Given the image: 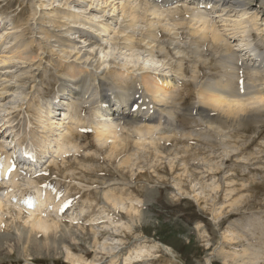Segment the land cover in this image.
I'll list each match as a JSON object with an SVG mask.
<instances>
[{"label":"rangeland","instance_id":"1","mask_svg":"<svg viewBox=\"0 0 264 264\" xmlns=\"http://www.w3.org/2000/svg\"><path fill=\"white\" fill-rule=\"evenodd\" d=\"M39 1H43L45 4L50 2V0H0V14L8 16L9 21H12L8 24L7 28L11 29L13 25H17L20 27L18 32L24 33L21 41H19L20 43L13 41L12 45L9 44L10 46L2 45L0 47V60L8 55V57L15 56L17 58L15 61L19 64L27 62V64H32L34 67L41 64L40 71L42 72V76L38 82H47L46 79L47 76H49L51 80L48 84H46V89H49V86H59V84H57V81L59 80L57 79L58 77H54L52 73L56 75L57 72H59L62 76L67 78H71L74 73L73 60L66 63L65 60H62L58 56L59 52L57 51L60 49L59 45L57 43L52 44V46L55 45L54 50L57 53L55 54L50 51L52 47L50 45L45 46L43 42L45 32L51 30V28H48V17H54L55 15L58 17L70 15V10L62 7L59 8L58 5L61 6L60 3L64 2V0H61V2L57 0V3H54L51 7L53 11L40 12V9L35 19H33L31 18L32 10L34 9L33 2ZM139 1L141 0H138L137 2ZM119 3L121 2L119 1ZM180 7L184 8V6ZM143 8H145V5H143L142 8H139L138 5L134 11L138 23L137 28L135 29V35L132 39L137 42V39L140 38L139 35L146 33L149 30V25L152 24L155 28H151V30L155 31L158 39L160 37L161 41H173L175 43L178 42L179 45L181 44L180 46L185 51V61L183 62V66L185 67L183 68L185 71L178 72L181 76L178 77L176 75L178 82L170 85L169 95L167 94L169 99L173 97L169 100L170 106L179 107L178 103H181L179 108L180 111L177 112V118L170 116L169 118L175 124L177 123L179 127H182V136H180L179 133L174 132V134L171 135L167 134V137L164 139H159L160 136L158 134H153L152 138H148L147 135H138L132 131L128 133L131 140V148L130 150L128 149L126 153L122 154V157L120 156L122 159L119 157V161L127 158L131 159L130 170H132V173L134 172L126 179L119 176L120 180L122 182L128 180L129 183H132L133 181L134 184L136 183L135 188H137V186L141 188L140 193L137 191L133 192L134 198H139V201H136L138 204L136 202L134 204H137L140 209V213L135 216L134 226L131 231L126 230V232H129L127 236L123 233H119L112 238L102 233L100 236L104 238L99 242L98 247H93L94 243H92L93 239L90 234L91 228L94 227L93 229L95 232L101 233L102 230H107L109 228L107 222L104 220H95L98 210H96L95 215L91 214V208L94 206L95 202L90 203L85 200L83 201L81 199L82 195H80L77 200L78 192L74 190L77 185L76 181H66L63 178V175H60L57 171L55 172L52 170L54 174L58 175V177L52 179V183L48 181L46 185L41 188L42 190L39 191L37 189L36 193L38 196L45 198V208L43 209V213L35 212V215H40L43 220H48L49 223L51 221V223L56 224L58 229L60 228L59 230L61 231L62 229L65 231L71 230L73 232V239H76L75 244L68 242L67 244L59 245L58 247L60 248V251L62 250V255L60 257H52L51 254L47 253H33L31 255L38 258V260H30L31 258L23 260L19 258L21 255L16 253L13 255H3L1 257L0 264H4V262H6V264H13L15 261L20 262L18 264H30L27 263L29 261L43 264H70L67 259V251L71 252L76 257H79L80 253L78 250L81 249L84 252L85 247L88 251L94 249L99 255L98 260H100V252H103L104 254L119 252L121 256L120 259L123 260V258H125L134 247L139 248L141 244L151 246L156 243L165 244V246L170 247L173 251H175L176 253H174L177 257V264H223L224 261L222 258L220 259L219 254L217 253H219L221 248L223 249L224 245V249L226 248L232 250L233 248H238L237 251H241L250 248L251 244L255 246V240H257V238L258 242L264 240V236L262 234L255 233L250 230L253 228L251 227L252 223L257 219L264 220V125H258L256 123L259 120V116L264 113V102L259 99L260 94L258 93L264 84V76L263 74H258L253 76V78L249 77L247 70L244 68L246 63H250L244 57V54L248 52L246 51L247 48H253V50H256L258 53H264V45L262 43L264 42V28L261 27L262 21L257 22L254 18V13H250L238 21L234 18H232V20L227 19L229 22L211 19V24L209 26L214 24V27H207L208 30L204 31V26H202L199 20H196L192 14H188L187 16L178 14L174 17L172 14L165 13L164 16L156 18V16H150L149 13L143 10ZM160 9L161 12L166 11L163 7ZM72 10L73 9H71V11ZM50 12L53 14L49 15ZM120 21L122 23L125 22L123 19ZM57 25L58 24H55L56 27ZM168 28L173 29L174 33L173 31L169 33L167 30ZM213 30L216 34H219L222 37L223 48L218 50H215L212 43L202 42L204 40V36L202 34L207 33L206 35L211 38L210 35ZM8 31H10L9 33L17 32V30ZM78 32L74 35L75 37L81 35V33ZM194 32H196V34ZM113 33L119 36L117 31L112 32L111 35H114ZM49 34H52V32H49ZM126 37L127 35L125 34L120 38L119 42L122 46L124 44L123 38ZM147 42L148 40L143 43V48L139 50H145L148 48L145 46V43L147 45ZM13 45L16 49L8 52L9 47ZM43 47H45L46 50L45 54L41 56L43 53L42 51H44L42 50L44 49ZM190 48L196 50L198 54L189 53ZM208 48L214 53L213 56L206 54L208 52ZM154 50H156V48ZM156 53L158 59L165 58L166 62H175V59H168L163 54H160L159 52ZM21 54L23 55L20 58ZM174 64L176 65V63ZM226 67L228 68L226 69ZM26 68L27 67L24 69ZM114 68L115 67H111L113 70L106 74V77L109 79V83H111L108 88H113L112 84L116 86L122 85L126 80L122 74L117 72L115 73ZM78 70V68L75 69L76 72H78ZM81 70L82 69H80V71ZM40 71L38 73L39 76ZM137 72H140V75H142V79L140 80L141 85L139 87L142 88V90L148 94L149 97H151V93L149 91L156 90L157 87L156 81L154 80V71L147 70L144 72L139 70ZM142 73H145V75ZM140 75L137 77L138 79L140 78ZM223 76H227L233 83L228 88L226 87V90L229 92L228 94L237 93L236 96L228 97L229 95H226V97H228L226 100L233 104V106L239 104L240 106H244L247 111H251V113L246 115L243 114V124H238L240 118L238 116L235 117L233 122L234 124L237 123L238 126H232V124L228 126V122H223L226 121L225 117H228L230 114L226 113L224 110H214L213 102L210 100V97L216 93L212 89L216 88L218 81H221ZM153 83H155V88L152 89L154 86L148 87V85H153ZM32 87H34V85H28L26 92L22 91L21 101L20 96L18 95V101H16L14 97H8L0 102V105H3L5 108H9H0V131H4L3 135H0V147L4 146L6 148L5 152L10 151L11 148L18 142L24 141L25 146H28L31 143L34 148L44 151L41 147L44 145V137H46V134L40 135L39 131L44 132L43 128L47 127L45 131L52 134V130L57 127L56 124H54V121L45 122V115H43V117L39 116L41 102L44 99L53 98L56 95L57 87H53L47 97L46 94L42 93L39 95L37 93L40 91V84L38 86L35 85L34 89ZM35 90H37V92H35ZM134 95L138 98L146 100L139 92L134 93ZM17 103H19L20 107L15 109L14 106L16 105L14 104ZM84 106L85 109L82 115L89 116L91 113V107H88L87 105ZM197 108H205L211 111L214 110V115L216 114V116L222 119V121L220 120L221 129L216 131L211 128V126L207 125L205 121L200 119V117L196 115L198 111ZM145 110L148 109L146 108ZM8 114L12 115L8 116ZM231 116H234V114H231ZM262 119L263 118L260 117V120ZM8 121L10 122L9 125H13L15 127V133L13 135H10L11 129L2 130L4 124ZM7 126L8 124L5 125V127ZM78 126L80 125L77 122H72L69 125L67 123L66 126L64 125V129L71 128L76 133H83L81 129L77 128ZM132 126L137 127L140 125L134 124ZM34 127L37 128L34 130ZM84 128L89 130L88 140L93 142V144L100 149V152L97 153L95 150L96 147H88L87 144L85 147L84 145H79L77 143L69 144L63 141L61 136L55 137L54 135L51 139L55 141V145H58V147L54 149L55 151L50 155H53L55 161L59 163V166L63 169H81L78 165L79 162L76 160L73 161L74 159H72L73 155H77L80 156V165H90L93 167L101 166V168L106 170V173H108V171L113 173L115 170H119L121 166L118 165V163L120 164L121 161L115 163L114 165H109L108 163H103L102 161L96 163L95 165L90 164V158L92 159L93 156H101L102 160L109 161L107 157L109 150L107 149L112 146L113 142L116 143V140L111 139L105 144L103 142L98 143L94 128L92 129L88 122L84 123ZM172 129H174V127ZM215 131L218 132L216 133L217 135L222 136L221 139H218L217 135H215ZM260 131H263L261 136L260 134L258 135ZM122 135L123 132L117 133V139L122 140ZM81 136L84 137V140L86 139V134ZM258 136L260 137L258 138ZM111 138H114V136ZM153 138L155 141H167V139H170L172 142H159L160 144H164L165 147V149L163 146L160 147L162 155H159V158L164 159H162L163 161L161 160L162 162L160 161L161 164L158 166L159 169H151L157 161L156 157L158 155L156 151L154 152L152 146L148 145L149 149H147L146 152L142 147H139L144 144L145 141H148L149 139L152 140ZM121 144H123V142H121ZM65 152L66 154H64ZM128 153L130 157H128ZM185 156H187V162L182 161ZM46 160L47 158H44V161ZM51 161L52 159L45 164L43 169L39 170H46L49 168ZM112 161L114 162V160ZM65 162L67 163L66 167L63 166V163ZM134 162L136 164H134ZM170 164H173L174 169L170 168ZM141 167H145V169L142 170ZM39 170L36 171L38 172ZM30 171L31 174L36 172L33 169H30ZM120 171L122 173L125 172L126 174L128 172L126 167L124 169L122 168ZM208 171L211 173H208ZM140 174H143L141 175L142 177L137 178L138 180L142 179V181L135 182V177L140 176ZM66 177L68 178L69 175ZM73 177L74 175L72 178ZM83 177L87 180V182L95 180L92 177ZM76 179L78 181L81 180L80 177H77ZM108 180H112L108 175L106 178L100 177L98 181L95 180V182H100V184H102L99 186L100 189L98 190L99 193L97 195L101 198V201L97 204L99 205V211L104 217L108 215L106 211L108 205L106 199H104V194L107 192L109 193L114 189H116L117 192L118 189L124 188V185H122L121 182L117 184L112 182L119 180L116 179V177L113 178L112 181ZM32 181L37 180L29 177L28 179H25L24 182H20L22 184V188L14 191L12 201L11 199L6 200L3 198L6 207L3 210L4 214H2L3 211H0L2 214H0V217L2 216L0 219L1 221L4 220L3 222L7 225L8 233L4 238L0 236L1 239L9 237L12 231L16 234H11L13 236L12 239L15 240L18 235H23L24 239V232L27 233L26 230H24V227L26 226V229L31 227L29 224L30 215L21 212L19 209H22L23 207L26 208L27 205L21 201H30V198L32 197V194H29ZM256 185L261 186L255 188ZM182 190L190 194L186 195ZM204 192L205 195L203 194ZM0 193H4V190H1ZM6 193L7 192H5V196L8 197ZM91 193L93 192H90L89 194ZM194 195L198 197L199 204L194 199ZM249 198L251 201L244 207L243 210V204H245ZM128 206H130V203L125 202V204H122L120 207L125 209ZM261 208H263V210H261ZM243 212L246 214H241L240 216L239 214ZM19 213H21V216ZM18 216V221L14 220ZM118 216L119 226L123 225V222L127 223L125 211L120 209ZM83 230L89 234L84 235L85 232H83ZM234 230L237 233L242 234L240 237L238 236L236 238L243 241L241 244L237 243L234 246H229L223 237L228 231ZM121 232H123V229ZM61 234H58V237L61 236ZM227 235L229 234L227 233ZM243 236H247L249 240L246 241L245 239L244 241ZM43 238L44 237L42 236V239H36L31 235L29 237V239L39 241L41 243L46 241L45 238ZM250 238L253 241H251ZM47 242L48 241H46V243ZM250 242L255 243L249 244ZM50 244H52V242H50ZM88 251L84 252L83 255L88 257L90 255V252ZM263 253L264 247L260 258V264H264ZM94 257L95 253H91L89 260H93ZM152 262H155V260L151 259L150 264Z\"/></svg>","mask_w":264,"mask_h":264},{"label":"bare ground","instance_id":"2","mask_svg":"<svg viewBox=\"0 0 264 264\" xmlns=\"http://www.w3.org/2000/svg\"><path fill=\"white\" fill-rule=\"evenodd\" d=\"M119 1L121 3H119ZM137 1L138 0H64V2L60 3L61 6L58 5L59 8L60 7L67 8L70 11L71 9H73L72 15L76 16L77 19L73 18L72 15H64L62 17H58L57 15H55L54 16L55 18L51 16L52 19L54 20H52L51 17H48L47 19L48 28H51V30L46 31L44 34L45 37L43 42L45 46L50 45L52 47L50 50L51 53L57 54L56 51L54 50L55 45L52 46L53 43H57L60 48L59 51H57L59 52L58 56L62 60H65V62H69L73 60V62L77 63L79 67H82V70L80 71V74L75 75L74 77L75 79L74 78L66 79L62 76L61 77L58 76L57 78L59 79L57 81V84H59L58 95L62 94L65 97V98L64 97L61 98V100L63 99V102L62 103L59 102L58 105H55L53 100H48L42 104L41 109L47 111V116L49 117L48 118L49 120L53 119L52 118L53 116H50V114L54 112L58 113L59 110H62L63 117L66 119V121L69 120L71 122L73 121L77 122L80 125L77 127L79 129H83L84 123L88 122L89 125L92 127V129L94 128L96 132V140L98 143L103 142L105 144L109 142L111 139L116 140V143L111 142L112 146L108 147L107 149L109 151L107 153L108 156L107 155L106 156L108 157L109 161L102 160L101 156H93L92 159L90 158L91 161L90 164L95 165L96 163L102 161L103 163L114 165L115 163L121 161L120 164L118 163V165L121 166L120 169L115 170L113 173H110V171L106 173V170L101 168V166L93 167L90 165L89 166L80 165L81 163L79 161L80 156L77 155H73L72 159H74L73 161L76 160L79 162L78 165L81 169L76 167H75L76 169L73 168L63 169L61 166H59L58 169L55 167V165L53 166L60 175L64 176L63 178L66 181L77 182V185L75 186L74 190L78 192V197L82 195L81 199L83 201L85 200L86 202H90V203L95 202L94 206H92L91 208L92 215H95L96 210H98V213L95 216V220L96 221L104 220L108 224L109 228L107 230H102L101 233L95 232L93 229L94 227L91 228L90 234L93 239L92 243H94L93 247L94 246L98 247L99 242L104 238L100 236L102 233L112 238L119 233L121 234L123 233L125 236H127L129 232H126V230L131 231L132 227L135 224V216H137L140 213L139 212L140 209L137 206L138 203L136 202L139 198L137 199L134 198L133 192L137 191L138 193H140L141 188H139L138 186L137 188H135L136 183L134 184L133 181L132 183H129L128 180H125L128 176L130 177L134 173V172L132 173V170H130L131 159L127 158L119 161V157L122 154L126 153L128 149L130 150L131 148V140L128 136V133L133 131L138 135H144V136L147 135L148 138H152L153 134L156 135L158 134L160 136L159 139H164L165 137H167L166 136L167 134L171 135L174 134V132L179 133L180 136H182L181 135L182 127H179L177 123L175 124L169 118V116L177 118V112L180 111L179 108L181 103H178L179 107L170 106L169 100H171L173 97L169 99L168 93H169L170 85L172 83H177L178 82L177 76L178 77L181 76L178 74V72L185 71L184 69L185 67L183 66V62L185 61L184 58L185 51L180 46L181 44L180 45L178 44V42L177 43L173 41L164 42L161 41L160 37L158 39V37L155 34V31L151 30V28H155L152 26V24L149 25V30L146 33L139 35L140 38L137 39V42L134 39H132V37L135 35V31H136L135 29L137 28V23H138L137 17L134 14L136 7L139 5V8H142L143 5H145V8H143V10L149 13L150 16H156V18L164 16L165 13L172 14L174 17H176L178 14L185 16H187L188 14L190 15L192 14L194 18L196 20H199L201 25L204 26L205 29L202 28L204 31L208 30L207 27L210 28L214 27L213 26L214 24L212 26H209L211 24L210 22L211 19L213 20L218 19L222 22H227L228 21L227 19L232 20V18H234L236 19V21H238L239 19L244 18L250 13H254L255 14L254 18L257 20V22L262 21L261 27L264 28V0H258V1L256 0H141L139 2ZM39 2H33L34 9L32 10V14H31V18L33 19H35L40 9H41L40 12L53 11L51 7L54 5V3H57V0H50L48 4H45V2L43 1H39ZM59 2H61V0H59ZM180 6H184V8H181ZM188 6L193 8H189ZM161 7H163V9H166V11L161 12L160 9ZM47 8H50L51 10ZM51 14L53 13L50 12L49 15ZM8 19H9L8 17H3V15L0 14V21L1 23H4V26L7 25ZM57 19L61 21H58ZM121 19H123L125 22L122 23L120 21ZM55 24H58L57 27L55 26ZM19 29L20 27L17 25H13L11 29L2 28L0 30V45L2 43L5 45H9V44L12 45L13 41H15L16 43H20L19 41H21L22 36H24V33L18 32ZM8 30L11 31L17 30V32L9 33L10 31ZM90 30H93V32L90 33L89 32ZM167 30L169 33L173 31V29H169V28ZM214 30L210 35L211 38L208 37L206 33V34H202L204 36L203 38L204 40L203 39L201 40H203L202 42L204 43H212L215 50H218L220 48H223L222 37L219 34H216ZM74 31L76 32L79 31L78 33H81V35L75 37L74 35L76 34V32ZM115 31H117V33L121 37L124 36L125 34L127 35L126 38H123L124 39L123 46L119 42L121 37L115 35L114 33H113L114 35H111L112 32ZM49 32H52V34H49ZM194 33L196 34V32ZM8 40H10L11 42H7ZM146 40H148V42L147 45L145 43V46H147L148 48H146L145 50H139L143 48L144 46L143 43L146 42ZM262 43L264 45V42ZM43 48L44 49L42 50L44 51H42L43 53L41 54V56L45 54L46 48L45 47ZM155 48L156 50H154ZM9 49L8 52H11V49L12 51H14L16 47L14 48V46H12L9 47ZM228 50L230 51L229 48ZM146 51H147V55H146ZM189 51H188L189 53L198 54V52L192 48H190ZM246 51L248 52L244 54V57L250 63L248 64L246 63L244 65V68L247 70L248 76L252 78L253 76L258 74L260 75L263 74L264 76V53L262 52L258 53L256 50H253V48H247ZM156 52L163 54L168 59H175V62L173 63H169L168 61L166 62L165 58L158 59L157 58L158 56H156L157 54ZM206 54H209V56L210 55L213 56L214 53L212 52L211 49L208 48V52ZM22 55L23 54L20 55V58L22 57ZM15 59H17L15 56L8 57L7 55V57H3V59L0 60V102H2L3 99H7L8 97H14V99L18 101L19 100L18 95L20 96V101H21L22 91L26 92L28 85L31 84L34 85L33 88H35V84L39 78L38 73L40 71L41 64L34 67L32 64H27V62L20 64L16 63ZM174 63H176V65ZM25 67L27 68L24 69ZM111 67H115L114 68L115 73L116 72L120 73L124 78H127V80H125V83L124 84L121 83L122 85H119L117 89L114 87L108 88V86H110V83L106 78V74L113 70L111 69ZM227 68L228 67H226V69ZM139 70L144 72L147 70L154 71V75H155L154 80L156 81L157 87L156 90L149 91L152 94L151 97H149L142 90V88L139 87L141 85L140 80L142 79V75H140V72H137ZM142 74L145 75V73ZM139 75L140 78L138 79L137 77ZM232 84L233 83L227 76H223L222 80L218 81L216 88L212 89L216 93L210 97V100L211 102H213L214 110L216 111L224 110L226 111V113L230 114L228 115V117H225L226 121L223 122H228V126L230 124H232V126H238V124L244 123V121L242 120L243 114L246 115L248 113H251V111H247L244 108V106H240L239 104L233 106V104H231L226 100L230 96L237 95V93L228 94L229 92L226 90V87L228 88ZM38 85L39 84H37V86ZM150 86L151 87L154 86L152 87V89L155 88V83H153V85H148V87ZM136 92H139L142 95V97L145 98L146 100H143L142 98H138L137 96H135L134 93ZM146 92L148 93L147 90ZM258 93L260 94L259 99H261L264 102V84L262 85V89H260ZM226 95L229 96L226 97ZM82 104H90V107L92 106L91 114L89 116L82 115L84 111L82 108H80ZM14 105H16L14 106L15 109L20 107L19 103ZM56 106L57 108H55ZM73 107L76 108L75 113L72 112ZM0 108L9 109V108H5L3 105H0ZM146 108L148 110H145ZM197 109L198 111L196 115L199 116L200 119L205 121L207 125L211 126V128L215 129L216 131L221 129L220 120L222 121V119L216 116V114L214 115V110L211 111L205 108H197ZM231 114H234V116H231ZM236 116L240 118L238 124L237 123L234 124L233 122ZM260 117L263 119L260 120ZM44 121L49 122L46 120ZM256 123L258 125H264V113H262L261 116H259V120ZM134 124H139L140 126L137 127L132 126ZM173 127L174 129H172ZM46 128H43L44 131L46 130ZM57 128L58 130L55 129L54 132L62 133V136H64L66 142L69 144L77 143L79 145H84V147L87 144L88 147H92V148L96 147L93 144V142L88 140L89 133L86 129L83 130V133L81 134L76 133L73 130L71 131L66 130V133L63 134L64 132H61L62 127L61 125H59V123L57 124ZM216 131H215V135H217L216 133H218ZM119 132H123L121 138L122 140L117 139L116 134ZM262 133L263 131H260L258 135L260 134L261 136ZM85 134H86V139L84 140L83 139L84 137L81 135H85ZM112 136H114V138H111ZM260 136H258V138ZM217 137L218 139L222 138L221 135H217ZM121 142H123V144H121ZM159 142L172 143L170 139H167V141H162V140L155 141L153 138L152 140L149 139L148 141H145L144 144L140 146L138 145L139 147H142L145 150V152L147 151V149H149L148 145H150L152 146L154 152L156 151L158 153L156 157L157 161L156 162L154 161L155 164L151 167V169H159L158 166L163 161L162 159H164V158L161 159L159 158L160 157L159 155H162L160 151V147L161 146L164 147V144H160ZM47 148H50L51 151L52 149L54 150V146L52 145L48 146ZM95 150L97 151V153L100 152V149L98 147H96ZM49 152L50 150L46 149V151L43 152L44 155V156L42 155L43 157L32 156L31 162L33 163V165H39L40 161H42V158L48 157L47 154ZM64 154H66V152ZM128 157H130V155ZM51 158L52 157H50V159ZM112 160H114V162ZM187 160H188L187 156H185V158L182 159L183 162H187ZM4 162L5 164L2 165V177L5 175V173L9 172V175H11L10 183L13 188H16L17 176L13 168L14 162L11 163L9 162L6 163V161ZM67 163L66 162L63 163V166L66 167ZM134 164L136 163L134 162ZM125 167L128 170L127 174L125 172L122 173L120 171L122 168L124 169ZM170 168L174 169L173 164H170ZM141 169L143 170L145 169V167L143 168L141 167ZM208 173L211 172L208 171ZM67 175H69L68 178L66 177ZM73 175L74 177L72 178ZM107 175L112 180L115 177L116 179H119L115 181L112 180H108V181H112L114 184L121 182L122 185H124V188L118 189L117 192L116 189H114L109 193L107 192L104 194V199H106L108 205V208L106 210L108 215L104 217L103 214L99 211V205L97 204L101 201V198H99L97 195L99 193L98 190L100 189L99 186H101L102 184H100V182L98 183L95 182V180L98 181L100 177L106 178ZM141 175L143 174H140V176L135 175L136 177L134 181L135 182L142 181V179L138 180L137 178V177H142ZM83 176H86L87 178L92 177L95 180L87 182V180L84 179ZM119 176L125 178L124 179L125 182H122ZM77 177H80L81 180L78 181L76 179ZM36 184H42V182H38ZM260 186L261 185H256L255 188H258ZM90 192L93 193L89 194ZM183 192H185L186 195L190 194L186 191ZM7 194L9 195V193ZM203 194L205 195V192ZM193 197L196 200V202H198L199 204L198 197L196 195H194ZM250 201L251 199L249 198L248 201L245 204H243V210L244 207L250 203ZM125 202L130 203V206L124 209L123 207L120 206L122 204L124 205ZM135 202L137 204H134ZM42 205H43V200L38 198L34 202L33 207L39 209L41 208ZM3 207L4 204L2 203V201H0L1 212ZM120 209H122V211H125V214L127 216V223L123 222V225L119 226L118 214ZM261 210H263V208H261ZM2 214H4V211ZM241 214L245 215L246 213L243 212L240 213L239 215L241 216ZM31 216H34V211H31ZM215 220H219V219H215ZM1 225L2 223L0 219V227H2ZM251 227L253 228H251L250 230H252L255 233H260L264 236V220L257 219L255 222L252 223ZM24 228L26 229V226ZM29 229L30 231H28L27 233L24 232V239H23V235H18L15 240L12 239L13 236L11 235L6 239L0 238V261L3 255H13L16 253L20 254L21 256L19 258L23 260H28L30 258H31L30 260L32 259L38 260V258H35L34 256L31 255L33 253H38V254L47 253V254H51L52 257H60L62 255V250L60 251V248L58 246L67 244L68 242H72L73 244H75L76 241V239H73V232L71 230L65 231L62 229L61 231L59 230L60 228L58 229L56 224L51 223V221L49 223L48 220H43L40 218L32 219L31 228ZM122 229L123 232H121ZM17 231L20 232L19 230ZM83 232H85V230H83ZM227 233L229 235H227ZM227 233L226 234L224 233L225 236L223 238L225 242L229 244V246H234L237 243L241 244V242L243 241V240L240 241L239 239L236 238L238 236L240 237L242 234L237 233L235 230L228 231ZM58 234H61V236L58 237ZM87 234L89 233L85 232L84 235ZM30 235L36 239H42L43 236L45 240L48 241L49 243L48 242L46 243L45 241L44 244L39 241L29 239ZM247 236H243L244 241L245 239L246 241L249 240ZM251 241L253 240L251 239ZM50 242H52V244H50ZM255 242H256L255 246L251 244ZM255 242H250L249 243L251 244L250 248L247 247L248 249H244L241 251H237L238 248L237 249L233 248L232 250L226 248L224 249L225 247L224 245L223 249L221 248L219 253L217 254H219L220 259L222 258V260L224 261L223 264H260V258L264 247V240L258 242V238H257ZM86 251L88 250H86L85 247L84 252ZM78 252L80 253V256L76 257L71 252L67 251L68 253L67 259L70 264H101V263L150 264L151 259L155 260V262H152L151 264H156V263L177 264L176 263L177 257L175 256L176 252L173 251L170 247H167L161 243H156L151 246H146L141 244L139 248L134 247L129 252V254L125 258H123V260L120 259L121 256L119 252L116 253L114 252L112 254H108V253L104 254L103 252H100V260H98L99 255L95 252L94 249L88 251L90 252V255L88 257H86V255H83L84 252L81 249H79ZM91 253H95V257L93 258V260H89Z\"/></svg>","mask_w":264,"mask_h":264}]
</instances>
